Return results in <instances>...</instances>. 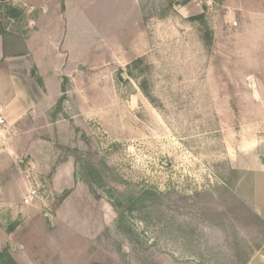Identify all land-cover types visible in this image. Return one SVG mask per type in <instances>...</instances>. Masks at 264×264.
<instances>
[{
  "label": "rangeland",
  "instance_id": "374dc122",
  "mask_svg": "<svg viewBox=\"0 0 264 264\" xmlns=\"http://www.w3.org/2000/svg\"><path fill=\"white\" fill-rule=\"evenodd\" d=\"M62 3L0 0V35L19 50ZM73 7L84 61L8 137L24 185L0 245L20 226L42 264H264V0Z\"/></svg>",
  "mask_w": 264,
  "mask_h": 264
},
{
  "label": "crops",
  "instance_id": "0c3cea01",
  "mask_svg": "<svg viewBox=\"0 0 264 264\" xmlns=\"http://www.w3.org/2000/svg\"><path fill=\"white\" fill-rule=\"evenodd\" d=\"M74 1L63 0L64 13L57 6L48 10L19 50L15 39L0 35V105L7 121L5 131L0 132V208L6 211L18 209L20 200L13 198L24 185L17 180L16 172L6 169L16 154L8 137L21 131L39 130L37 124L51 113L61 97L63 80L72 67L84 61L78 53L81 47L76 46L81 12L78 7L74 9ZM18 228L7 232L0 245V264L8 262L1 258L2 254L13 264H42L39 259L42 254L32 256L24 247L25 241L17 239Z\"/></svg>",
  "mask_w": 264,
  "mask_h": 264
},
{
  "label": "built area",
  "instance_id": "2783aa9c",
  "mask_svg": "<svg viewBox=\"0 0 264 264\" xmlns=\"http://www.w3.org/2000/svg\"><path fill=\"white\" fill-rule=\"evenodd\" d=\"M7 125V121L4 115V108L0 105V128H5ZM37 195L36 190H31L29 194L23 199L24 205H29L32 201V198Z\"/></svg>",
  "mask_w": 264,
  "mask_h": 264
},
{
  "label": "trees",
  "instance_id": "16d2710c",
  "mask_svg": "<svg viewBox=\"0 0 264 264\" xmlns=\"http://www.w3.org/2000/svg\"><path fill=\"white\" fill-rule=\"evenodd\" d=\"M62 92H63V87H62ZM60 101H61V99H59V101H58L57 104H60ZM1 258H2V259H6V260L8 261L7 264H13V263L9 260V258L7 257L6 254H2V255H1Z\"/></svg>",
  "mask_w": 264,
  "mask_h": 264
},
{
  "label": "bare ground",
  "instance_id": "6f19581e",
  "mask_svg": "<svg viewBox=\"0 0 264 264\" xmlns=\"http://www.w3.org/2000/svg\"><path fill=\"white\" fill-rule=\"evenodd\" d=\"M258 188H259V187H258ZM257 192H258V193H257V194H258V200L262 201V200H263V199H262V195H263V194H262V193H263L262 189L259 188Z\"/></svg>",
  "mask_w": 264,
  "mask_h": 264
},
{
  "label": "water",
  "instance_id": "95a60500",
  "mask_svg": "<svg viewBox=\"0 0 264 264\" xmlns=\"http://www.w3.org/2000/svg\"><path fill=\"white\" fill-rule=\"evenodd\" d=\"M258 160L260 161V163H261L262 165H264V156H259V157H258Z\"/></svg>",
  "mask_w": 264,
  "mask_h": 264
}]
</instances>
